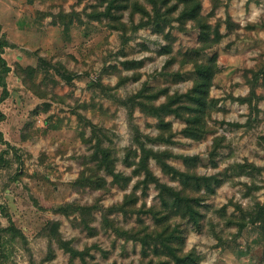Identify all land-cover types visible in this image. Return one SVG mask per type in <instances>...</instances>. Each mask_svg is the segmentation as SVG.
I'll list each match as a JSON object with an SVG mask.
<instances>
[{
    "label": "rangeland",
    "instance_id": "rangeland-1",
    "mask_svg": "<svg viewBox=\"0 0 264 264\" xmlns=\"http://www.w3.org/2000/svg\"><path fill=\"white\" fill-rule=\"evenodd\" d=\"M138 1L151 10L147 0ZM122 3L107 15L109 0H0V35L12 44L3 53L11 67L10 96L0 104V264H176L152 248L144 259L140 241L114 230L140 227L138 217L154 227L150 214L116 207L142 176L122 188L106 175L108 186L101 190L81 172L102 137L114 149L116 170L131 174L134 166L124 162L127 149L136 148L131 123L155 137L158 119L138 105L130 115L123 101L146 84L186 92L196 77L195 62L214 54L209 132L200 140L186 137L185 121L170 115L174 142L148 146L170 149V164L185 170L179 156L206 153L222 138L212 159L202 157L190 167L222 179L213 194L201 190L198 224L182 217L171 222L182 231V252H195L197 264H264L263 231L260 222L250 221L264 203V0H203L202 14L223 37L201 52L195 51L201 46L197 23L177 20L181 8L170 13L161 32L140 25L147 18ZM130 61L139 63L126 68ZM150 167L162 182L181 188L153 158ZM145 200L147 206L159 203L154 184ZM73 203L97 205L89 216L92 234ZM10 221L23 235L3 230ZM58 238L78 250L90 247L85 258L72 256Z\"/></svg>",
    "mask_w": 264,
    "mask_h": 264
},
{
    "label": "trees",
    "instance_id": "trees-1",
    "mask_svg": "<svg viewBox=\"0 0 264 264\" xmlns=\"http://www.w3.org/2000/svg\"><path fill=\"white\" fill-rule=\"evenodd\" d=\"M118 0H109L107 15L111 13L112 8L117 4ZM122 0V5L131 9L132 14L139 13L142 19L147 18L146 21H141L140 25H149L156 27L157 30L163 31L164 27L171 22L169 17L176 10L180 9L177 20L181 23L186 21H194L197 23L199 29L200 47L195 48V51L201 52L212 48L219 43L223 35L218 27L212 29V26L206 21L202 14L203 0H147L152 8L149 10L144 4L138 0L125 3ZM215 6L218 2L214 3ZM12 46L5 36L0 35V104L4 102L9 96L7 76L11 71L7 60L3 56L5 47ZM167 52L169 47L165 46ZM217 54H214L208 61H196L194 65L195 79L193 85L186 92L169 93L168 89H153L150 86L143 85V87L135 94L128 97L125 101L130 109V115L136 105L141 107L145 114H149L158 119L156 127L158 135L155 137L144 134L140 127L131 123L133 130L132 141L136 144V148L130 146L124 157V162L127 166H134L131 174H124L122 171L116 170L117 158L114 149L111 145L106 144L104 138L97 137L93 147L94 152L87 160L86 167L81 172L86 174L89 178L96 179V188L105 190L108 186L106 175L112 176V183L117 184L122 188H127L131 185L134 177L142 176L133 183L130 193L125 194L123 201L116 205L118 209L125 212L133 211L142 214H150L154 220V227L146 224L142 217H138L137 228L123 229L116 227L114 230L118 234L125 236L126 239L140 241L142 244V256L144 259L148 256V251H152L159 255H166L171 257L176 264H197L199 257L195 252L183 253L181 245L183 244L182 231L177 225H173L172 219L176 217L188 218L189 221L198 224L201 218V211L199 207L204 203V197L201 190L205 189V193H214L216 186L222 183V179L217 175H201L191 166L197 164L202 157L213 158L219 147L221 146L222 138L216 137L210 150L206 153H199L195 155H181L184 162L187 164V169L180 170L170 164L169 158L173 156L170 149H154L148 146L149 142H163L172 143L175 132L172 127V122L167 120V117L174 115L182 118L186 125L182 132L186 137L194 140H200L209 132V117L208 103L210 100V90L213 85L214 76L217 70ZM139 62H126V68H133ZM66 75V74H63ZM69 76V75H68ZM128 79V77H125ZM124 80V79H123ZM165 96L164 100L156 103V100L161 96ZM240 101L251 100V97H239ZM5 119L4 113L0 109V121ZM94 130V129H93ZM95 132V131H94ZM97 136V135H96ZM0 139L3 140V134L0 131ZM9 145V144H8ZM11 147V145H10ZM13 148V147H12ZM156 160L162 172L166 175H171L173 179L179 180L181 188L177 189L174 186L162 182L152 171L150 167V159ZM154 184L157 190V197L159 203L147 206L145 197L151 186ZM141 190L142 194H138ZM140 207H137L140 200H143ZM76 209L82 210L84 216L83 225L92 234V226L89 216L91 212L97 208V205L81 206L77 203ZM68 205L67 207H70ZM63 210V209H60ZM86 215L88 216L87 218ZM110 224L115 226L112 219L107 220ZM251 222H260V227L264 236V203H258L257 208L250 214ZM9 227L4 228V231H11L13 236L23 235L20 229L15 227L13 221H10ZM55 230H57L58 223H53ZM53 228V229H54ZM123 229V230H121ZM60 244L69 251L72 256H81L84 259L90 247L84 250H78L71 246L69 241H63L58 238ZM3 257V252L0 248V262ZM153 260L142 262V264H153ZM159 264V263H158Z\"/></svg>",
    "mask_w": 264,
    "mask_h": 264
}]
</instances>
